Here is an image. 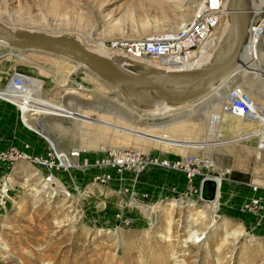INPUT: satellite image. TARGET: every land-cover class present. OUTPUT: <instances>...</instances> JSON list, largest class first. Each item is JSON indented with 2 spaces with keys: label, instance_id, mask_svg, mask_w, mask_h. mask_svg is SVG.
I'll return each mask as SVG.
<instances>
[{
  "label": "rangeland",
  "instance_id": "374dc122",
  "mask_svg": "<svg viewBox=\"0 0 264 264\" xmlns=\"http://www.w3.org/2000/svg\"><path fill=\"white\" fill-rule=\"evenodd\" d=\"M194 1L189 6L182 0H0V23L71 37L97 52L100 43L177 31L198 12L202 0ZM263 10L255 19L264 17ZM227 30L226 20L221 33ZM259 48L264 50V43ZM9 51L0 61V153L10 156L15 149L22 157L0 160V175L7 185L6 201L0 200V264H264V213L237 216L222 208L220 214L219 205L214 217L220 219L213 224L206 209L209 203L203 202L181 171L151 166L137 175L109 170L113 181L101 184L94 177L105 170L51 172L24 157L45 155L53 143L58 153L80 150V160L88 163L104 159L109 149L162 160L190 154L204 160L212 152L202 150L210 146L203 140L213 134L210 129L219 115L202 112L218 98H212L201 115L175 118L184 120L175 127L187 132L168 136L160 130L157 144L143 146L137 144L139 140L126 139L123 129L116 132L122 121L117 118L130 124L143 111L88 68L59 56L16 53L0 46V56ZM14 75L26 82L18 98L6 92ZM242 84L238 86L254 102L264 105V85L258 78ZM68 110L76 111L73 121L63 119L71 116ZM107 123L112 127L105 132ZM158 124L145 121L138 126ZM169 124L166 120L160 126ZM239 128L246 131L237 135L233 129ZM258 128L257 122L236 117L232 124L222 125L219 137L234 133L243 150L253 145L257 149ZM250 170L257 177L255 185L263 186L264 152L259 149ZM54 177L66 190L58 188L57 196L50 198L48 194L59 186L53 182L45 191L44 185ZM129 188L140 197L148 194V199L132 201L126 192ZM191 230L205 232L200 244H185ZM219 246L223 247L218 250Z\"/></svg>",
  "mask_w": 264,
  "mask_h": 264
},
{
  "label": "built area",
  "instance_id": "2783aa9c",
  "mask_svg": "<svg viewBox=\"0 0 264 264\" xmlns=\"http://www.w3.org/2000/svg\"><path fill=\"white\" fill-rule=\"evenodd\" d=\"M227 0H203L202 5L194 17L184 23L177 31H167L161 34H152L140 39H118L107 42V49L111 51V59L129 60L131 62L148 59L155 62L172 64L175 71L178 70H197L208 66L214 57L219 45V35L224 29L227 20L226 4ZM264 43V17L255 19L248 27L246 46L260 47ZM26 82L20 75H14L12 82L6 87L9 97L18 98L24 92ZM15 94V95H13ZM17 96V97H16ZM228 103L223 108L225 113L244 120L257 122L259 128L255 136L258 137V149L264 151V105L254 102L238 85H233L228 90ZM23 98V97H20ZM69 115L63 117L68 121H73L74 110H68ZM220 117L216 118L218 123ZM22 157L15 149H12L10 156L6 153H0L1 161L17 160ZM25 159L30 160L36 166L47 171H70L81 168H92L105 170L101 175L94 177L96 182L108 184L113 181L111 171L120 173L131 171L137 175L141 174L146 168L156 167L168 169L171 171L183 172L194 188L195 180L203 167V160L195 156H187L175 160H162L146 154L130 153L118 149H109L104 159L95 163L83 162L80 160L81 151L73 150L70 153H58L55 150L49 151L42 156L25 154ZM78 162H76V160ZM146 169V170H147ZM146 172V171H144ZM211 178L208 174L205 178ZM212 179V178H211ZM201 182V185H202ZM6 182L0 175V200L6 201ZM252 190L257 195L244 204L243 210L254 216H260L264 213V196L258 186H253ZM126 192L136 198L148 199V194L138 196L133 189H126ZM195 192L201 194L200 189Z\"/></svg>",
  "mask_w": 264,
  "mask_h": 264
},
{
  "label": "water",
  "instance_id": "95a60500",
  "mask_svg": "<svg viewBox=\"0 0 264 264\" xmlns=\"http://www.w3.org/2000/svg\"><path fill=\"white\" fill-rule=\"evenodd\" d=\"M229 24L226 38L219 45L210 64L203 69L166 71L159 67L141 65L142 70L131 72L121 68L112 59L88 50L80 41L67 36H52L42 32L16 30L0 23V39L11 45L16 53H40L70 59L86 66L100 77L132 106L143 111L157 108H184L197 106L223 81L240 76L250 69L243 60L248 25L240 15L238 0H228L226 6ZM11 51L0 56H8ZM203 202L218 200L219 186L215 179L206 178L201 185Z\"/></svg>",
  "mask_w": 264,
  "mask_h": 264
},
{
  "label": "bare ground",
  "instance_id": "6f19581e",
  "mask_svg": "<svg viewBox=\"0 0 264 264\" xmlns=\"http://www.w3.org/2000/svg\"><path fill=\"white\" fill-rule=\"evenodd\" d=\"M182 1L185 2L186 5L188 4L189 6L193 5L194 2H195L194 0H182ZM202 1L200 2L201 5H202ZM227 2H228V0L226 1L225 7L227 6ZM238 5L240 7L241 18H242L243 22L245 24H247L248 26H250L252 24L254 19L259 14H261V11L264 9V1L263 0L262 1L261 0H238ZM200 7H199V9H200ZM228 27H229V24H228ZM226 33L227 32H224V33H221L219 35V42L220 43L222 41H224V39L226 38ZM91 39H93V38L91 37ZM0 46H4L6 48H10L11 49V45L9 43H7L6 41L2 40V39H0ZM98 48H99L98 51L95 52V53L103 55V56L111 59L112 53H111V51H109L107 49L106 43L105 44L104 43L98 44ZM88 50H90V49L88 48ZM244 52L245 53L243 54V60L249 62L250 69H248V70L245 69L244 71H242V73L240 74L239 77L236 76L234 78H230L228 80L223 81L221 84L216 86L214 88L213 92L207 98L202 100L197 106L190 105V106H186L184 108H171V107H166L165 106L163 108H157V109H154L152 111H143L142 110L143 114H138V118H134L133 120H131L130 124H127L128 122H123V121H125V118L119 117V119L117 118V120H122V121L120 122L121 124H118L119 122L118 123L116 122L117 123L116 132H117V130L121 131L123 129L122 133H123V135L125 136L126 139H130V140H133V141L139 140L138 141L139 143L137 142V144L141 143L143 146H145V145H149L150 146V144H157V142L160 141L159 139L162 136L160 130H162V131L166 130V132H168V134H167L168 136L181 135V133L188 131L187 128L175 127V125H178L179 123H183L184 122V120L175 119L177 116H180V115L198 116V115H201L203 113V114H205V116H207V115H213V116L217 115L218 116L219 115V117H220L219 122L218 123H213L212 126H211V128L212 127L216 128V131L212 130L213 128L210 129L213 132V134H215L217 137H219L220 133H221V130H222L221 129L222 125H224L226 123L227 124H230V123L232 124L233 120H235V118H236V117H234V116H232V115H230L228 113H225L223 110H222L221 113L219 111L213 112L214 109H218L220 107L224 108L225 105L228 103L227 94L225 96H223V94H224L223 91H226L227 89L229 90L233 85H241L242 86L243 85L242 83L245 82L247 79H252V81L253 80L256 81V79L258 78L261 81V85H264V69L261 68L262 60L264 59V50L260 49L259 47H250V46L247 45ZM8 55H10V54H8ZM65 59H67V58H65ZM135 62L143 64L145 68L147 66H155V67H159L161 69H164L166 71H175L174 67L169 68V67H167L165 65H161V64L159 65L158 64V63H163V62H156L157 64H155V61H150V60L146 61L145 59L137 60V61H134V62H131L129 60H124L122 58L116 59V64L118 66H120L121 68H123V69H126V70L131 71V72H136V71L142 70L141 65L136 64ZM82 67L87 68L84 65H82ZM247 88L249 89L248 85H246L245 89H247ZM263 88L264 87H262V89ZM212 98H218L217 102L213 103L211 106H209L208 107L209 110L207 109V111H204V112L201 113L202 109H206L205 107L207 106V103ZM85 118H86V116H85ZM166 120L170 124L167 125V126H164V127L160 126ZM84 121H85V119H84ZM145 121L150 122V124H156V125L158 123L159 124H158L157 127L156 126L145 127L146 129L144 127L142 128V127L138 126L140 123H143ZM86 122H89V121H86ZM133 123H134V125H133ZM78 125H80V124H78ZM110 127H112V124H110V123L104 124L105 132H108L110 130ZM114 128H115V126H114ZM134 138H136V140ZM166 138H167V140H169V142H171V140H172L171 137H166ZM180 142H185L186 143L187 140L186 141L185 140L184 141H180ZM215 144L217 145V143H215ZM51 145H52V148H53L52 150L58 151L57 147L53 143ZM218 181H219V185L221 186L222 180L219 179ZM48 182L49 183L44 185V190L45 191H48L50 186L52 184L54 185V183L58 184V186H59V181L55 177H54V179L48 180ZM58 188H60L61 190H66L63 187V185H61V186L53 189L51 191L52 193H49L48 196H50V198L56 197L57 194H58V191L60 190ZM68 196H71V195L68 193ZM218 198H219V196H218ZM207 208L209 210V212H207L208 218H211L210 221H212V223L215 224L216 221H218L220 219L219 216L218 217H214V215H217L218 210H219V202H218V200H216L213 203L207 204L206 209ZM169 224H171L170 221H169ZM204 234H205V232H203V231L191 230V232H189L188 239L185 242V244L187 245L188 243H193V242H194V244H200L201 240L204 239V238H202V236ZM197 239H198V241H196ZM222 247L223 246H219L218 250H220Z\"/></svg>",
  "mask_w": 264,
  "mask_h": 264
},
{
  "label": "crops",
  "instance_id": "0c3cea01",
  "mask_svg": "<svg viewBox=\"0 0 264 264\" xmlns=\"http://www.w3.org/2000/svg\"><path fill=\"white\" fill-rule=\"evenodd\" d=\"M210 116L214 117L216 115ZM244 131H246V129H233V132L237 135H240ZM234 133H229L222 139L220 137L218 138L215 134H208L206 139L203 140V142L210 146L202 148V150H210L212 153L203 157L204 164L200 174L195 180L194 188L195 190L200 189L202 180L205 178V175L208 174L212 179L217 181L219 186L218 202L220 205V214L221 209L225 208L228 213L230 212L233 215H252L246 213L243 210V206L257 195V193L252 190V187L257 184V177L251 172L250 168L251 162L254 163V159L257 157L258 148L256 149V146L253 145L252 147L247 146L246 149L243 150L241 147L243 142L235 141L236 134ZM247 142L250 143L253 141H246L244 143ZM215 143L218 145L211 146ZM214 150L216 152H214ZM188 156L195 155L190 154ZM211 172L213 174H211ZM219 179L222 180L221 186L219 185ZM261 179L264 180L263 173ZM169 182L172 185L173 181L169 180ZM261 184H264V181H261ZM259 188L260 191H264V185L259 186Z\"/></svg>",
  "mask_w": 264,
  "mask_h": 264
}]
</instances>
